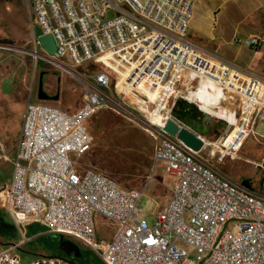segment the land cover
<instances>
[{"label": "built area", "instance_id": "1", "mask_svg": "<svg viewBox=\"0 0 264 264\" xmlns=\"http://www.w3.org/2000/svg\"><path fill=\"white\" fill-rule=\"evenodd\" d=\"M194 4L195 0H29L35 22L34 60L44 59L85 80L87 89L84 105L75 113L41 100L27 103L12 176L2 190L3 207L24 235L27 225L43 223L52 233L90 247L105 264H264V194L235 181L201 151L169 134L165 123L153 132L159 140L154 158L166 161L176 181L153 221L139 205L143 190L125 189L111 174L82 167V158L94 146L87 125L93 114L104 106L131 108L137 96L147 101L148 89L158 90L156 101L162 105L192 79L195 85L210 82L219 88L221 102L235 101L239 112H230L235 135L225 144L226 152L222 149L223 157L236 154L246 134L264 119V77L207 52L189 38ZM36 26L54 35V53L40 44ZM238 41L253 47L264 39ZM94 63L106 68L94 74L79 70ZM97 215L112 225L111 239L96 240ZM178 241L202 254L191 257ZM17 246L0 249V264H74L59 255L24 261L13 251Z\"/></svg>", "mask_w": 264, "mask_h": 264}, {"label": "rangeland", "instance_id": "2", "mask_svg": "<svg viewBox=\"0 0 264 264\" xmlns=\"http://www.w3.org/2000/svg\"><path fill=\"white\" fill-rule=\"evenodd\" d=\"M34 23L29 0H0V39L7 38L12 41L0 42V80L6 76L14 77L16 85L26 93L27 103L41 100L75 113L84 105L86 81L70 72H62L44 59L37 62L34 60L31 54ZM234 49L235 46L227 48ZM105 68L104 64L95 63L79 66V70L86 74H94ZM3 84L7 86L6 82ZM130 100L134 101L133 98ZM113 102L117 104L118 100L115 99ZM223 103H227L231 112H239L237 103L227 100H223ZM133 104V107L125 109L104 106L88 120L87 125L93 135L94 146L82 158L81 163L84 166L85 163L91 162L97 169L111 174L125 189L143 190L144 195L139 205L145 217L151 222L167 203L170 187L176 181V177L165 169H154L152 153L158 145V139L152 132L158 130V127L148 122L138 105ZM176 107L180 113L174 111ZM164 113L200 135L205 140V145L200 150L202 155L209 158L229 177L247 185L252 184V179L260 178L261 182L264 181V137H261L264 134L263 119L259 120L255 131L250 132V137L244 139V146L236 154L227 153L223 157L222 149L226 144L227 135L235 129L234 124H230L231 113L214 110L207 104L196 101L189 93L175 98L171 111L167 113L164 110ZM232 118L235 120V116L232 115ZM222 137L225 138V142L222 141ZM10 176H12L10 162L0 158V191L7 188ZM0 216L3 217L0 223L3 227L8 223L15 225L2 205ZM95 221L96 240L111 239L114 229L107 219L97 215ZM229 227H234L233 221L229 223ZM16 228L13 236L0 234V249L16 244L18 246L13 251L24 261L44 255H59L74 259L79 264H95L96 260L99 261L97 254L90 247L70 236L52 233L43 223L27 225L25 235L28 239H25V235L17 226ZM67 239L76 242L80 250L69 251L65 243ZM178 243L186 246L191 257L195 259L202 254L197 248L182 241ZM198 262L201 264L199 260Z\"/></svg>", "mask_w": 264, "mask_h": 264}, {"label": "crops", "instance_id": "3", "mask_svg": "<svg viewBox=\"0 0 264 264\" xmlns=\"http://www.w3.org/2000/svg\"><path fill=\"white\" fill-rule=\"evenodd\" d=\"M254 36L264 39V0H195L189 38L207 52L264 77V41L253 47L238 41ZM230 46H235V49L227 50ZM14 79L6 76L0 80V158L10 162L12 171L28 101L26 93L16 85ZM5 82L6 87L3 84ZM258 123L259 121L256 127ZM154 152V169L166 170V161H156ZM86 166L93 165L89 162L82 167ZM251 182L248 186L252 190L264 194V181L261 182L259 178L252 179ZM174 183L170 187L169 199ZM36 223L38 222H32L29 226Z\"/></svg>", "mask_w": 264, "mask_h": 264}, {"label": "bare ground", "instance_id": "4", "mask_svg": "<svg viewBox=\"0 0 264 264\" xmlns=\"http://www.w3.org/2000/svg\"><path fill=\"white\" fill-rule=\"evenodd\" d=\"M188 81L189 82L184 85V88L181 87L175 93L168 96L165 100V103L162 105L158 104L156 101V98H158L159 96L158 90L152 91L149 89H148L149 99L146 101L142 99L141 96H137L135 103L138 106H141L139 108L142 110V113L146 116L147 118L146 120H148V122L158 127H161L166 121L167 116L165 115L164 110H166L167 113L171 111L173 104L175 102V97L179 94L189 93L194 99H196V101L205 103L214 110H221L224 113L231 112L230 107L226 105L227 103L221 102L220 99L218 98V96L221 93L219 91V88H216L215 85H212L210 82L204 85L203 84L195 85L192 79H189ZM120 87H122L121 84ZM228 135H227L228 138L226 143H229L233 139L235 135V131ZM249 135L250 133L246 134L245 140H247V138L250 137ZM244 143L245 142L243 141L241 147L244 145ZM223 151L226 152V149L224 148ZM5 201H6V197L4 195V192L0 191V205L3 206Z\"/></svg>", "mask_w": 264, "mask_h": 264}, {"label": "water", "instance_id": "5", "mask_svg": "<svg viewBox=\"0 0 264 264\" xmlns=\"http://www.w3.org/2000/svg\"><path fill=\"white\" fill-rule=\"evenodd\" d=\"M36 32L40 44L45 47L50 53H54L57 49V43L54 38V35L51 33L45 34L40 26H36ZM43 97L48 96L43 95ZM163 128L169 134H171L172 136H176L177 138L182 140L187 146L191 147L194 150L200 151L205 145V140L200 135H198L193 130L181 125L179 121L170 116L167 118ZM0 219L3 220V217L0 216ZM65 243L68 245L69 251L73 249H76L78 251L80 250L79 245L71 239L65 240Z\"/></svg>", "mask_w": 264, "mask_h": 264}, {"label": "trees", "instance_id": "6", "mask_svg": "<svg viewBox=\"0 0 264 264\" xmlns=\"http://www.w3.org/2000/svg\"><path fill=\"white\" fill-rule=\"evenodd\" d=\"M0 42L1 43H12V41L8 40L7 38H2L0 39ZM175 112H178L177 111V107L175 108L174 110ZM96 113V112H95ZM94 113V114H95ZM180 113V112H178ZM93 114V115H94ZM89 129V128H88ZM90 131V130H89ZM91 132V131H90ZM3 220L0 219V223H2ZM17 231V228L15 225H11V224H7L5 227H3L1 224H0V234H5L7 236H13L14 235V232ZM68 257V256H66ZM99 258V257H98ZM68 259V258H67ZM70 261H72L74 264H79L77 261H75L74 259H68ZM95 264H105L100 258H99V261L96 260V263Z\"/></svg>", "mask_w": 264, "mask_h": 264}]
</instances>
